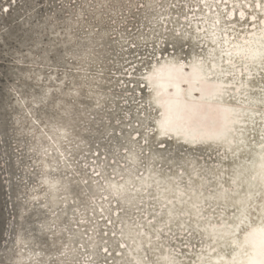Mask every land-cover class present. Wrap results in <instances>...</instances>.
<instances>
[{
	"label": "rangeland",
	"instance_id": "obj_1",
	"mask_svg": "<svg viewBox=\"0 0 264 264\" xmlns=\"http://www.w3.org/2000/svg\"><path fill=\"white\" fill-rule=\"evenodd\" d=\"M202 38L223 49L219 53L235 73L242 71L239 56L253 54L249 58L261 69L246 88L257 94L254 101L261 98L264 0H0V264H115L127 246L118 218L147 229L163 206L150 190L131 205L107 186L141 175L149 162L158 173L176 172L183 186L188 158L198 164L195 177L210 176L214 167L227 181L229 153L154 138L156 108L142 80L147 67L167 54L188 59L192 51L203 53ZM179 101L171 112L177 114ZM256 109L264 111V105ZM258 116L247 131L246 152L262 139L264 126L257 129L264 118ZM245 155L244 171L251 169ZM53 181L51 190L47 183ZM126 186L130 193L135 188L129 181ZM201 208L217 217L222 206ZM253 211L251 206V220ZM171 219L153 238L162 264H209L214 252H226L196 230L178 233L175 212ZM226 246L235 254L236 243ZM152 251L144 250L146 261ZM20 253L26 258L19 261L14 257ZM240 257L232 263L254 264L248 252Z\"/></svg>",
	"mask_w": 264,
	"mask_h": 264
},
{
	"label": "bare ground",
	"instance_id": "obj_2",
	"mask_svg": "<svg viewBox=\"0 0 264 264\" xmlns=\"http://www.w3.org/2000/svg\"><path fill=\"white\" fill-rule=\"evenodd\" d=\"M203 40L207 43L203 53L192 51L188 59L167 54L147 67L142 80L148 89V101L156 108L153 118L154 138L169 135L178 141L192 145L194 142H203L229 153L232 160L227 164V181L222 182L220 179L224 171L220 168L215 170L214 167H209L213 172L206 169L213 173L210 176L202 172L195 177L198 164L192 158L184 160L187 171L184 186L176 181V172L158 173L150 162L141 175L133 173L131 178L111 181L107 188L113 192H122L124 199L131 205L136 204L140 198H145L147 194L144 190L147 189L151 191L153 201L163 206L161 216L155 223H143L148 224L147 229L143 225L136 226L135 222L126 217L118 218L120 241H125L127 246L123 254L116 258L115 264H124L127 260L131 264H162V258H159L160 248L153 238L158 235L163 223L172 220L173 212L178 233L186 231L187 234L196 230L202 241L218 240L221 246H225L227 253L214 252V258L209 264H233L234 256L240 259V255L246 252L254 256L252 263L258 264L261 260V250L264 247V240L259 237L262 236L260 234L264 235V158L261 156L264 150V133L256 143L259 146L252 152H246L249 149L247 131L250 123L260 118L259 114L264 118V111L256 112L257 106L264 105L261 101L264 93L254 101L257 94L252 97L246 88L249 76L259 72L261 68L253 65L254 60L249 58L253 54L246 52L239 56L241 73H235L231 64L220 55L219 52H224L223 49L214 50ZM255 56L259 57L257 54ZM255 61H259V58ZM244 92L249 96H245ZM229 97L231 98L228 99ZM179 98L180 108L175 114L171 112L170 106L175 105ZM247 111L257 113L256 118ZM263 126L264 120L257 130L262 131ZM239 142L242 145H238ZM242 153L250 155V170L242 169V164L245 163L241 161L245 160ZM127 157L132 158V153L127 154ZM211 176L213 181L208 184ZM128 181L135 186L131 193L127 190ZM54 184V181L48 182L47 186L52 190ZM209 185L213 187L210 190L207 187ZM257 195H261V198L257 199ZM206 203L222 206L217 211V217L210 215L209 210H202V204ZM251 206L254 208L253 220L248 217ZM229 207L232 208L230 211L227 210ZM229 212H233L232 217L228 216ZM218 229H223V234L213 236L212 230ZM232 242L236 243V249L233 250L235 254L226 246ZM147 248L156 249L152 251L153 257L148 261L144 259V250ZM168 250L171 248L168 247ZM225 254L229 256L227 259ZM14 258L20 261L26 258V254L20 253ZM179 263L182 264L176 259L175 264Z\"/></svg>",
	"mask_w": 264,
	"mask_h": 264
},
{
	"label": "water",
	"instance_id": "obj_3",
	"mask_svg": "<svg viewBox=\"0 0 264 264\" xmlns=\"http://www.w3.org/2000/svg\"><path fill=\"white\" fill-rule=\"evenodd\" d=\"M184 84V83H183ZM166 137H172V136H169V135H165ZM180 144L184 145V146H193L192 143H187V142H184L182 140L179 141ZM190 144V145H188ZM196 144H203V142H194V145Z\"/></svg>",
	"mask_w": 264,
	"mask_h": 264
},
{
	"label": "snow or ice",
	"instance_id": "obj_4",
	"mask_svg": "<svg viewBox=\"0 0 264 264\" xmlns=\"http://www.w3.org/2000/svg\"><path fill=\"white\" fill-rule=\"evenodd\" d=\"M262 256H264V253H262ZM258 264H264V258H262V259L258 262Z\"/></svg>",
	"mask_w": 264,
	"mask_h": 264
}]
</instances>
